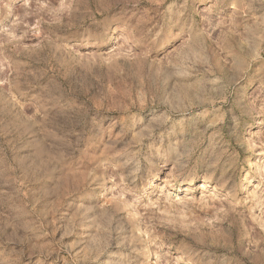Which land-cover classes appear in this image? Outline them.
I'll return each mask as SVG.
<instances>
[{
	"label": "rangeland",
	"instance_id": "rangeland-1",
	"mask_svg": "<svg viewBox=\"0 0 264 264\" xmlns=\"http://www.w3.org/2000/svg\"><path fill=\"white\" fill-rule=\"evenodd\" d=\"M0 264H264V0H0Z\"/></svg>",
	"mask_w": 264,
	"mask_h": 264
},
{
	"label": "bare ground",
	"instance_id": "bare-ground-1",
	"mask_svg": "<svg viewBox=\"0 0 264 264\" xmlns=\"http://www.w3.org/2000/svg\"><path fill=\"white\" fill-rule=\"evenodd\" d=\"M106 11H108V10H106ZM219 51H221L222 54H224V56H223L224 61H221V64H222L221 68L242 66L246 57H247V53H248L246 46L241 45V44H234L231 47L221 46ZM217 52H218V50H217Z\"/></svg>",
	"mask_w": 264,
	"mask_h": 264
}]
</instances>
